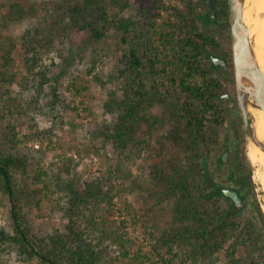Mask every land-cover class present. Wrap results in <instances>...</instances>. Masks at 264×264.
Returning <instances> with one entry per match:
<instances>
[{"label":"trees","instance_id":"1","mask_svg":"<svg viewBox=\"0 0 264 264\" xmlns=\"http://www.w3.org/2000/svg\"><path fill=\"white\" fill-rule=\"evenodd\" d=\"M214 2L213 21L207 8L199 13L188 0L181 8L172 9L161 23L152 13L158 8L156 1L142 2L134 16L118 14L129 6V0H73L68 7L73 26L87 31L93 40H101L110 30L118 34L120 89L119 95L112 93L104 103L108 111L116 110V120L105 126L107 138L125 148L149 121V109L156 105L165 108L160 124L169 125L166 136L181 156L165 166L153 164L146 188L159 203L170 206V218L154 247L157 262L163 264H176V260L177 264H216L219 259L224 264H264V191L259 194L260 206L243 144L238 137H233L230 145L223 144L229 150L226 163L216 155L208 158L219 146L217 128L224 119V109L215 99L222 82L212 75L214 67L201 63L205 48L217 42L197 19L203 26L219 24L223 44L229 47L227 1ZM20 40L28 76L14 94L11 86L15 79L7 69L10 58L8 53H0V119L6 120L1 132L4 143L0 144V195L9 204L8 227L0 228V256L14 254L17 261L33 264H138L137 256H129L126 234L87 209L90 204L111 200L98 184L86 183L79 190L69 187L61 210L66 218L63 231L33 233V210L39 208L52 186L63 189L64 181L59 176L52 178L38 163L33 147L22 149L16 126L9 120L28 108L39 113L46 92L43 87L49 81L47 69L40 64L46 43L28 31ZM35 77L40 78L37 85ZM172 91L175 96L166 101L169 96L165 94ZM50 92L56 99L54 90ZM47 132L37 130L29 138L40 142ZM203 164L216 189L207 185ZM224 187L233 188L243 202L229 215L232 201L221 193ZM243 213L246 217L242 221Z\"/></svg>","mask_w":264,"mask_h":264},{"label":"rangeland","instance_id":"2","mask_svg":"<svg viewBox=\"0 0 264 264\" xmlns=\"http://www.w3.org/2000/svg\"><path fill=\"white\" fill-rule=\"evenodd\" d=\"M144 1L157 2L158 8L152 11L157 23H161L172 9L181 8L183 2H188L129 0V6L118 14L134 16ZM260 1L259 7L263 11L264 0ZM190 2L197 7L199 13L207 8L202 0H189V4ZM14 3L17 6L11 7ZM72 3L73 0H0V53H8L5 55L10 58L7 69L15 79L11 86L13 94L21 90L22 79L28 76L21 34L27 31L31 35L34 33L47 45L43 48L45 52L40 60V64L48 71L49 80L48 86L43 87L46 92L40 100L41 111L35 113L36 110L28 108L27 112L8 117L16 126L15 132L22 140V149L27 151V147H33L36 150L33 155L38 163L45 167L52 178L59 176L64 181L63 189L52 186L39 208L33 210L32 231L37 235H45L54 229L63 231L66 218L61 210L66 206L69 189L79 190L86 187V183L98 184L111 200L99 201L95 206L90 204L87 209L94 211L107 225L119 227V231L126 234L129 256H137L138 264H163L157 262L154 247L158 233L166 227L170 218V206L165 202L159 203L156 196H150L146 188L153 164L165 166L177 162V158L181 156L166 136L169 125L160 124L165 108L162 105L150 108L149 121L141 125L134 141L125 148H120L107 138L105 126L116 120V110L108 111L104 103L112 93L119 95L120 89L117 77L121 53L118 34L110 30L101 40L90 38L87 31L73 26L68 11ZM165 6H168L167 10ZM255 12L252 11L251 19L247 21L249 36L253 40L255 34L258 35L263 28L260 24L263 14ZM197 22L217 42L205 50L216 55L221 53L232 62L230 33L229 47H225L219 24L211 22L203 26L200 19ZM252 27L254 33L250 30ZM261 39L263 44L260 43L259 46L264 54V35ZM204 54L201 63L204 67H209L210 61ZM231 65L227 71L222 67L211 70L212 75L222 82V89L217 94L229 93L232 98L219 99L215 96L218 105L224 109V119L217 128L219 146L208 158L220 156L225 148L223 144L230 145L233 137H238L250 162L251 178L261 206L259 194L264 191V155L244 133ZM225 77H228V82ZM34 79V84L37 85L40 78ZM52 89L57 95L56 99L52 97ZM161 90L164 91V88ZM165 96H169L168 101L175 96V92ZM5 122L4 118L0 119V144L4 143L1 132ZM35 125L37 130H48L40 142L30 140L37 131ZM261 209L264 213L262 206ZM8 210V202L0 195V228L8 227ZM241 216L243 221L246 213ZM262 233L264 236L263 231ZM0 257H3L0 264H33L32 261H17L14 254ZM118 264H124V261ZM216 264L224 262L219 259Z\"/></svg>","mask_w":264,"mask_h":264},{"label":"water","instance_id":"3","mask_svg":"<svg viewBox=\"0 0 264 264\" xmlns=\"http://www.w3.org/2000/svg\"><path fill=\"white\" fill-rule=\"evenodd\" d=\"M227 17L230 33V47L232 55L233 79L236 101L240 110L244 133L248 140L264 152V142L256 137L253 125V116L250 114L249 106L257 107L264 111V68L259 66L255 55V42L249 36L247 21L243 19V7L245 0H226ZM207 5V16L210 21L216 17V6L214 0H204ZM204 57L210 61L212 67H222L228 70V61L224 55H216L205 50ZM217 98L231 99L229 93H220ZM229 157L228 148L219 156L221 163H226ZM203 173L207 185L213 189L218 186L212 181L208 170L203 164ZM221 193L232 201L231 209L226 213L229 215L243 206L238 193L231 187H224Z\"/></svg>","mask_w":264,"mask_h":264},{"label":"bare ground","instance_id":"4","mask_svg":"<svg viewBox=\"0 0 264 264\" xmlns=\"http://www.w3.org/2000/svg\"><path fill=\"white\" fill-rule=\"evenodd\" d=\"M259 6H261L260 0H245L242 14H243V19L246 21L251 19V14H252L253 10L263 14V20H260V21H262V23H260V24L263 25V28H262L261 32L259 34L257 33L258 35L255 34V37H254V40H255L254 42L256 44L255 55H256L257 62L259 64V66H262V65H264V54L260 51L259 45H260V43H261V45L263 44L261 36L264 35V10L261 11ZM254 27H252L250 29L251 31H253V33H254ZM257 32H258V30H257ZM248 110H249L250 114L253 116V125H254V129H255L256 137L259 140L264 142V111L257 108V107H253V106H249ZM260 153L262 155H264V152L261 150H260Z\"/></svg>","mask_w":264,"mask_h":264},{"label":"flooded vegetation","instance_id":"5","mask_svg":"<svg viewBox=\"0 0 264 264\" xmlns=\"http://www.w3.org/2000/svg\"><path fill=\"white\" fill-rule=\"evenodd\" d=\"M220 55H221V53H220ZM227 59V58H226ZM227 61H228V66L229 65H231L230 63H232V62H230V60L229 59H227ZM232 66V65H231ZM232 68V70H233V67H231Z\"/></svg>","mask_w":264,"mask_h":264}]
</instances>
